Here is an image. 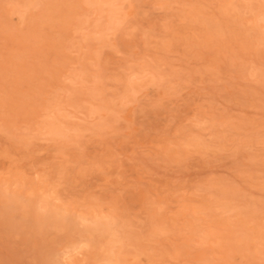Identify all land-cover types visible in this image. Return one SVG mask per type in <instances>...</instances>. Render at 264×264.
Wrapping results in <instances>:
<instances>
[{"label": "rangeland", "instance_id": "1", "mask_svg": "<svg viewBox=\"0 0 264 264\" xmlns=\"http://www.w3.org/2000/svg\"><path fill=\"white\" fill-rule=\"evenodd\" d=\"M0 264H264V0H0Z\"/></svg>", "mask_w": 264, "mask_h": 264}, {"label": "bare ground", "instance_id": "2", "mask_svg": "<svg viewBox=\"0 0 264 264\" xmlns=\"http://www.w3.org/2000/svg\"><path fill=\"white\" fill-rule=\"evenodd\" d=\"M110 252H112V251H110Z\"/></svg>", "mask_w": 264, "mask_h": 264}]
</instances>
